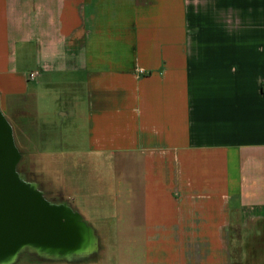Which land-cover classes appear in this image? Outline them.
<instances>
[{
  "label": "crops",
  "instance_id": "obj_1",
  "mask_svg": "<svg viewBox=\"0 0 264 264\" xmlns=\"http://www.w3.org/2000/svg\"><path fill=\"white\" fill-rule=\"evenodd\" d=\"M0 110L90 264H264L231 254L264 222V0H0Z\"/></svg>",
  "mask_w": 264,
  "mask_h": 264
},
{
  "label": "water",
  "instance_id": "obj_2",
  "mask_svg": "<svg viewBox=\"0 0 264 264\" xmlns=\"http://www.w3.org/2000/svg\"><path fill=\"white\" fill-rule=\"evenodd\" d=\"M20 158L0 110V264L15 262L26 248L50 258L91 249L93 231L81 215L66 202L46 199L18 171Z\"/></svg>",
  "mask_w": 264,
  "mask_h": 264
},
{
  "label": "rangeland",
  "instance_id": "obj_3",
  "mask_svg": "<svg viewBox=\"0 0 264 264\" xmlns=\"http://www.w3.org/2000/svg\"><path fill=\"white\" fill-rule=\"evenodd\" d=\"M17 144L23 149V151H22L23 158L17 167L18 171L21 172L23 170V171L28 172L29 170H31V171L35 172L36 179H38L39 181L47 179V178H45L46 176H43V173H42L43 172V166H42L43 159H42V156L40 154L41 152L40 151L36 152L37 157H35L34 164L32 163L33 165H31L30 164L31 160L27 159V155L29 154V151L26 150L27 146L21 140ZM29 164L31 166H29ZM52 164H53V162H52ZM50 168H51V170L54 169L53 166H51ZM72 169H73V173L76 176H87L89 174V168L88 167H83L80 165V166H77V167L72 168ZM55 174H57V172ZM58 178L60 180L64 179V178L62 179V177H60L59 175H58ZM46 190H48V188H46ZM47 194L51 198L52 195L58 196V191H56V192L47 191ZM90 197H91V195H90ZM88 198H89V196H88ZM60 200H62V202L63 201L68 202L70 199L68 200L63 196L62 198H51L50 201L58 202ZM241 221H242L241 216H238V214L232 215L233 225H232V230H231V239H232L231 240V254L236 258L235 261L240 259V254L244 253L243 252L244 249L247 250V252H249V253H251V252L252 253H264V222H259L258 220L250 222L249 220H247V222H245V224H244V223H241ZM96 243H97V241H96L95 235L93 234V243H92L93 245H92L91 249H89V250L87 249L83 252L75 253V254H61L60 256L54 255V257L57 256L58 258H62L63 261L65 262V264H90L91 263L90 260H92V258L97 256L99 253H101V252H99L100 250L96 246ZM242 244L245 246V248ZM240 245H242V246H240ZM105 251H106V249H105ZM115 251L117 253V251H119V249L110 248V250L108 251V253L110 254L109 256L115 258L116 257ZM20 254L21 255L19 256L18 260H20L21 263H17V264H24L25 261L43 262L42 260L46 258V257L42 258L43 254L39 250L31 251L30 248H26V249L22 250V253H20ZM102 254H103L104 259L106 258V259L110 260L108 262V264H117V261L115 259L106 256L107 252H103ZM51 259H53V258H51ZM22 261H24V262H22ZM55 262H57V261H55ZM66 262H68V263H66ZM234 264H236V263L234 262Z\"/></svg>",
  "mask_w": 264,
  "mask_h": 264
},
{
  "label": "built area",
  "instance_id": "obj_4",
  "mask_svg": "<svg viewBox=\"0 0 264 264\" xmlns=\"http://www.w3.org/2000/svg\"><path fill=\"white\" fill-rule=\"evenodd\" d=\"M37 75H38V72H36V71H31V72L29 73V78H30V79H33V78H35Z\"/></svg>",
  "mask_w": 264,
  "mask_h": 264
},
{
  "label": "flooded vegetation",
  "instance_id": "obj_5",
  "mask_svg": "<svg viewBox=\"0 0 264 264\" xmlns=\"http://www.w3.org/2000/svg\"><path fill=\"white\" fill-rule=\"evenodd\" d=\"M20 159H21V158H20ZM20 162H21V160H19L18 165H19ZM18 165H17V167H18ZM21 173H22V174L25 173V174L31 175V173H30L29 171L27 172V171H23V170H22Z\"/></svg>",
  "mask_w": 264,
  "mask_h": 264
}]
</instances>
